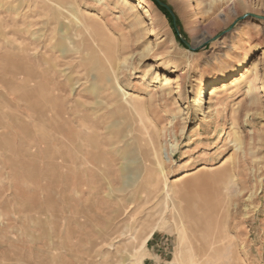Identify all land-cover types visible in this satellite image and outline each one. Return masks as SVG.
Listing matches in <instances>:
<instances>
[{"label": "rangeland", "instance_id": "1", "mask_svg": "<svg viewBox=\"0 0 264 264\" xmlns=\"http://www.w3.org/2000/svg\"><path fill=\"white\" fill-rule=\"evenodd\" d=\"M114 1L77 0L79 15L104 24L106 55L85 29L62 39L61 24H75L53 22L51 2L0 8V264H264V90L254 81L264 68V0H193L194 10L160 0L175 22L150 0L152 19L134 9L141 25ZM31 19L39 54L42 42L52 46L51 78L46 63L26 59ZM106 56L115 66L94 64ZM235 68L249 72L198 111L195 93L205 98ZM163 75L173 81L167 101ZM250 79L257 106L246 102ZM117 83L144 113L127 108ZM77 132L92 136L90 155L79 153ZM233 165L235 180L216 182L210 168Z\"/></svg>", "mask_w": 264, "mask_h": 264}, {"label": "bare ground", "instance_id": "2", "mask_svg": "<svg viewBox=\"0 0 264 264\" xmlns=\"http://www.w3.org/2000/svg\"><path fill=\"white\" fill-rule=\"evenodd\" d=\"M26 2V0H24ZM24 1H19L17 4H15L16 0L15 1H4V0H0V8H2L4 5L7 6L6 4L8 3V6H11L10 10H12V7L15 11H17L19 14L21 8L25 5V2ZM45 1V4L43 5V7H48V3L51 2L53 4V7L49 6L50 9H55V11L53 12L52 14V20H54L53 22L57 23V25L60 24V21L62 18H65L67 21H69L70 23L75 24L74 26V29L73 32H72V28L69 27H66V28H63L62 24L60 26V30L63 32V34L61 35L62 39H67V40H71L72 41V36H80L82 33H81V30L85 29L88 34L91 36V37H98L97 38V41L95 42L96 44V48L98 49V52L99 51H106L107 47L106 46V42L104 41V39L102 38V36H104L106 34V31H105V28H104V24L102 23V21H100L99 19V16H97L96 14H93L91 12H87V14L85 15H79L78 14V4H77V0H43ZM85 1V0H83ZM104 1V0H103ZM106 1V0H105ZM109 1V0H108ZM111 1V0H110ZM117 2L114 1L115 4H117L118 2L121 4V9H123V13H125L126 11H131L129 12V14L132 16H134L135 20H136V23L141 25V23L143 24V19L142 17L137 13V10H134L136 8H143L144 11H145V15L143 16H147L149 19H152V13H151V7H152V3L150 2V0H133L136 2L135 5H132L130 0H116ZM242 2H247V1H250V0H241ZM7 2V3H6ZM102 2V1H101ZM185 2L187 3L188 5V9L190 10H194V6L192 5V2L193 0H185ZM27 3V10L26 12H29L30 10V3L29 2H26ZM104 3V2H103ZM81 5V3H80ZM200 5H202V2L200 3ZM33 6V5H32ZM117 6V5H116ZM119 6V5H118ZM227 9V7L223 8L221 11H225ZM179 11L181 12L182 16H185L188 18L189 14L184 11L183 9H179ZM126 12V13H127ZM28 14V13H27ZM25 13V18L27 17H31L32 16V12L30 14H28V16ZM69 23V24H70ZM45 24H49L47 21L45 22ZM107 24V23H106ZM153 24V23H152ZM35 22L34 20H30V22H28V26H27V29H28V32H33L32 34V37H31V41L29 44H27V47L29 49V53L28 55L26 56V59L30 62L31 66H35V65H38L40 61H43L44 63L47 64V68L45 69V75H47L48 77H52V70L50 69L49 66H51L52 64V61L54 60V57L52 55V46H50V42L47 43V42H42V46L45 47V49L47 51H44V52H41V54H39L38 52V44H36L37 42H35V39L37 41V37H36V32H34L35 30H33V27L35 26ZM57 25H55V28L57 27ZM64 25V24H63ZM154 27V26H153ZM4 29V26H3V20L0 18V31H3ZM57 29V28H56ZM139 29V28H138ZM32 30V31H31ZM18 31V30H17ZM75 31V32H74ZM134 31V29H133ZM135 32V31H134ZM154 32V31H152ZM158 33V32H157ZM158 35V34H156ZM16 40L18 38H15ZM96 39V38H95ZM15 40V41H16ZM91 40V39H90ZM95 41V40H94ZM83 42V41H82ZM104 45V47H103ZM66 50V49H65ZM89 52L87 51V54ZM106 53H108V50L105 52V55ZM98 55V54H97ZM108 55V54H107ZM107 57V58H106ZM105 58V61L103 62L101 59H98V60H94V64H97V63H100L101 64V67L100 69H103L102 65L103 63H106V62H109L111 64V66H115V62L114 60H112V58H109L108 59V56H106ZM56 59V58H55ZM101 60V62H100ZM93 61V60H92ZM123 61V60H122ZM92 63V62H91ZM121 63V62H119ZM51 64V65H50ZM82 66L84 67H87V66H91L90 63H88V61L84 60L81 64ZM53 66V65H52ZM99 66V64H98ZM97 66V68H98ZM122 66V65H121ZM56 67V66H55ZM254 68V67H253ZM114 69V67H113ZM257 71L256 72V75L257 76V79L254 80V81H257V80H261L260 81V84H261V87H262V90H264V68H257L256 69ZM237 69L235 68V70L232 72V73H229L223 77H221V80L220 82H217L215 84H213L212 88L209 90L208 92V95L204 98V94L203 93H195V98L193 100V102L197 105V110L198 111H204L205 109L209 110L211 109L212 107V104L215 103L217 101V98H219L221 96V93L224 89H226L227 86H230V87H234L236 85L239 84L241 78H244L245 77V74H247L249 72V69L246 71V73H243L241 74V76L239 77L238 75L240 74H237L238 72H236ZM253 71V73H254ZM115 73V72H114ZM104 77H105V80L106 78L110 80V78L112 79V77H114V74L112 73V75L109 74V72L105 71V73H103ZM112 76V77H111ZM116 76V75H115ZM164 76V75H163ZM253 76V74H252ZM118 78V76H117ZM159 78V77H158ZM252 78V77H251ZM160 81H162V90H161V93H160V98L164 99V100H168V99H171L170 97L173 96V92L169 89V84L171 82H173L172 80H170V78L164 76L162 78H159ZM248 79V78H247ZM113 80V79H112ZM179 79H177L178 81ZM253 80H248V88H247V91H246V96L245 98H249V100H247L246 102L248 103L249 106H257L258 105V97L255 93V90H256V84ZM104 81V80H103ZM101 82V81H100ZM97 87V86H96ZM116 91L119 92L120 96H121V99L120 100H124L127 102L128 106L127 108H130L132 111L134 112H139L141 111V113H144L145 112V109L142 105V102L140 101H132L131 98L132 95L126 93L125 91H123L121 89V87L118 85L117 83V86L114 87ZM111 89V88H110ZM246 89V88H245ZM176 92V91H175ZM97 93V92H96ZM50 94V93H49ZM52 94V93H51ZM49 96V95H48ZM100 96V95H99ZM103 96V95H102ZM108 96V95H107ZM128 96V97H126ZM111 97V95H110ZM106 98V97H105ZM152 98V97H151ZM58 99V98H57ZM112 99V98H111ZM53 100V99H51ZM103 100V99H102ZM59 101V100H58ZM81 102V105L84 104L81 99L79 100ZM112 102V101H111ZM245 102V103H246ZM176 103V102H175ZM50 104V103H49ZM107 104V103H106ZM105 104V105H106ZM122 104V103H121ZM52 105V104H51ZM57 105V104H55ZM117 106V105H116ZM123 108H125V105H122ZM54 107V105H53ZM52 107V108H53ZM179 110V109H178ZM90 111V110H89ZM218 111V110H217ZM83 113V112H82ZM92 113V112H91ZM57 114V113H56ZM82 119L83 120H86L88 118V114L87 113H83L82 114ZM91 115V114H90ZM93 115V114H92ZM140 115V114H139ZM205 115V113H204ZM205 117V116H204ZM18 118V117H17ZM174 118V117H173ZM94 119V117H93ZM96 119V118H95ZM143 119V118H142ZM203 119V118H202ZM80 121V120H79ZM174 122L171 121V124H173ZM84 124V123H83ZM81 125V124H80ZM87 126V125H86ZM82 127V126H81ZM79 128V127H78ZM165 129V128H164ZM76 134H78V137L80 139V144H79V148H78V151L81 155L83 156H86V154H91L90 151H85L84 149V140H85V136L84 134L80 133V132H77ZM89 135H92V134H89ZM153 135V134H152ZM96 136V135H95ZM88 136H86V139H87ZM97 138V137H96ZM88 139L90 140V142H93V138L92 136L91 137H88ZM96 141V140H95ZM153 144V143H152ZM96 145V144H95ZM93 144L92 147L95 146ZM97 146V145H96ZM95 146V147H96ZM97 150V148H96ZM157 152V148L155 146V144H153V146H147L145 148V151H144V155H145V159H148L150 154L152 153V151ZM87 152V153H86ZM97 154V153H95ZM95 158L96 155H94ZM99 158V157H98ZM81 161V160H80ZM85 161V159H84ZM83 161V162H84ZM85 165V164H84ZM221 167V166H220ZM223 167V166H222ZM219 168V167H218ZM160 172L162 174H164L165 172V168L164 167H161L160 169ZM206 170V169H205ZM210 171H211V174L214 176V179L216 180V182L218 183H221V184H228L230 182H233L235 180V178L238 176V170H237V165H233L232 167L230 168H226V169H221V170H218L217 167L215 166V168H210ZM198 173V172H197ZM205 173V172H204ZM199 174V173H198ZM206 174V173H205ZM188 177V176H186ZM194 177V175H193ZM212 178V177H211ZM181 179H184V178H181ZM184 181V180H183ZM157 191H154V190H151V193H155ZM197 213V212H196ZM208 217V216H207ZM203 218V217H202ZM195 219V218H194ZM218 224V223H217ZM214 225V224H213ZM212 226V225H211ZM215 226V225H214ZM217 227V226H216ZM215 227V229H216ZM201 230V229H200ZM219 231V230H218ZM154 231H151L148 233L147 237L145 238V241H147L151 235L153 234ZM198 233V232H197ZM214 235V233H213ZM207 236V235H206ZM218 236V235H217ZM211 240V239H210ZM217 240V238H216ZM144 243V242H143ZM215 243V241H210L208 242V244L210 245H213Z\"/></svg>", "mask_w": 264, "mask_h": 264}, {"label": "water", "instance_id": "3", "mask_svg": "<svg viewBox=\"0 0 264 264\" xmlns=\"http://www.w3.org/2000/svg\"><path fill=\"white\" fill-rule=\"evenodd\" d=\"M155 1H157V3H158L159 5H161L162 7L166 8V9H167V10L173 15V19H174V22H175L176 17L174 16V13H173V11L170 9V7H169L167 4L161 2L160 0H155ZM185 43H186V42H185Z\"/></svg>", "mask_w": 264, "mask_h": 264}]
</instances>
